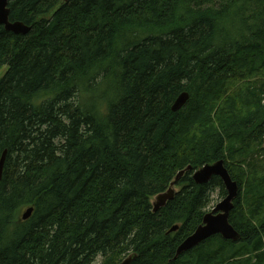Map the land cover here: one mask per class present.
Returning <instances> with one entry per match:
<instances>
[{
    "label": "trees",
    "instance_id": "obj_1",
    "mask_svg": "<svg viewBox=\"0 0 264 264\" xmlns=\"http://www.w3.org/2000/svg\"><path fill=\"white\" fill-rule=\"evenodd\" d=\"M8 6L11 21L31 28L0 26V264H118L130 253L131 264H182L205 241L175 259L176 247L201 223L212 192L226 195L219 177L196 184L192 171L222 159L240 191L234 162L251 168L264 152V0ZM96 68L114 96L81 102L79 79H94ZM182 91L189 99L172 111ZM220 94L239 112L192 134ZM188 165L182 187L153 212L150 198ZM257 176L245 202L263 207L264 164ZM26 207L33 211L22 220ZM238 210L239 194L229 222L240 238L218 237L228 264H264V220Z\"/></svg>",
    "mask_w": 264,
    "mask_h": 264
},
{
    "label": "rangeland",
    "instance_id": "obj_2",
    "mask_svg": "<svg viewBox=\"0 0 264 264\" xmlns=\"http://www.w3.org/2000/svg\"><path fill=\"white\" fill-rule=\"evenodd\" d=\"M99 68H96L94 71L97 75H95L94 79L88 81L89 78L84 77L79 79V92H78V99L81 102L93 101V100H100L101 98L111 100L114 96L112 91L113 87L110 84H107L104 79V72L97 71ZM253 70H250V72ZM4 73V68H1L0 76ZM251 74H254L251 73ZM259 79L264 78L263 74L258 75ZM255 76H251L247 81L255 80ZM243 81H237V83L231 86V90H235L239 87ZM229 92V91H228ZM230 97V95H229ZM227 94H220L217 97H213L212 100L210 99L207 104L209 108L205 111L203 110L202 113L197 117L196 122L192 124L191 132L192 134H200L201 129H211L213 127L219 128L223 123L229 119L234 112H239L241 109L238 102L233 98H229ZM215 98V99H214ZM236 107L232 106V99ZM229 99V100H228ZM210 116L209 120H207L206 116ZM202 124V125H201ZM200 127V128H199ZM239 146V145H238ZM263 147V143L261 145ZM256 147L250 146L249 149L252 151ZM264 148V147H263ZM251 160L253 162V166L250 168L249 164L251 163H244L241 160H236L234 162L235 168V176L241 183V190L239 191V210L240 217L244 220L248 221L249 218H253L255 222L264 220V206L259 207L256 203V200L250 202V206L245 202V197L248 194L251 186L253 185L255 178L260 174L261 165L264 164V152L259 151L251 156ZM183 184V183H182ZM182 184L176 185L175 189L178 191ZM212 201L208 206L207 210L210 211L211 208L214 207L216 203H218L223 197L218 196V190H214L211 194ZM153 201V197L150 198V202ZM256 203V204H255ZM25 209V208H24ZM24 209L22 211H24ZM251 209V210H250ZM239 215V213H238ZM219 235L210 237L205 241L202 247H196L192 254H188L187 257L181 258L182 264H228L231 262L229 259V246L225 243L220 242ZM221 238V237H220ZM223 239V238H222ZM200 258V259H199ZM247 257H244L242 260H245ZM201 260V261H200ZM235 259L234 261H237ZM254 259L249 264H253Z\"/></svg>",
    "mask_w": 264,
    "mask_h": 264
},
{
    "label": "water",
    "instance_id": "obj_3",
    "mask_svg": "<svg viewBox=\"0 0 264 264\" xmlns=\"http://www.w3.org/2000/svg\"><path fill=\"white\" fill-rule=\"evenodd\" d=\"M9 0H0V26L5 31L12 32L14 34H26L30 30V26L23 23L22 21H11L9 19L10 9L8 6ZM189 99V93L187 91L180 92L175 98L171 105L172 111H177L182 108ZM264 147V138H263ZM5 152L0 158V176L4 164ZM192 170V166L188 165L185 168L179 170L174 179L169 183L167 189L153 196L151 201L152 211L155 212L159 208L166 205L177 192L175 187L179 179L188 171ZM212 176L219 177L226 190V195L211 208L210 211L206 212L200 224L194 229V231L185 237L176 247L174 258L176 259L179 255L184 252L193 249L202 242L206 241L212 236L220 235L225 240L238 241L240 234L229 222V214L233 209L234 200L239 194V187L236 181L232 180L227 168L224 165V161L219 159L212 163H206L201 167L192 171V179L196 184H203L210 180ZM21 211L20 218L22 220L28 219L32 214V207H26ZM178 228V225L172 226L169 231H174ZM135 253H130L118 264H131L135 258Z\"/></svg>",
    "mask_w": 264,
    "mask_h": 264
},
{
    "label": "bare ground",
    "instance_id": "obj_4",
    "mask_svg": "<svg viewBox=\"0 0 264 264\" xmlns=\"http://www.w3.org/2000/svg\"><path fill=\"white\" fill-rule=\"evenodd\" d=\"M2 154H3V153H2ZM27 208H28V207H27ZM24 211H26V210H24ZM24 211H23V212H24ZM32 211H33V210H32ZM21 214H22V213H21ZM21 214H20V216H21Z\"/></svg>",
    "mask_w": 264,
    "mask_h": 264
}]
</instances>
